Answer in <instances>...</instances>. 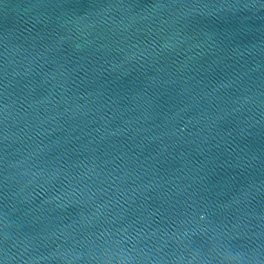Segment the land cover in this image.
I'll use <instances>...</instances> for the list:
<instances>
[{"label":"water","instance_id":"obj_1","mask_svg":"<svg viewBox=\"0 0 264 264\" xmlns=\"http://www.w3.org/2000/svg\"><path fill=\"white\" fill-rule=\"evenodd\" d=\"M0 264H264V0H0Z\"/></svg>","mask_w":264,"mask_h":264}]
</instances>
